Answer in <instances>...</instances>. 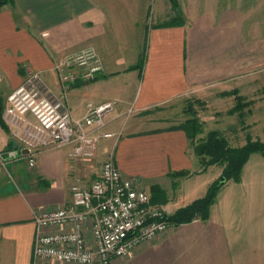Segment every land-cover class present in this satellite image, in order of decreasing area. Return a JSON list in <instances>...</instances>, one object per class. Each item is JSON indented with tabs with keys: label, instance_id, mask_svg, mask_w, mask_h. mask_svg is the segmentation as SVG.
Masks as SVG:
<instances>
[{
	"label": "crops",
	"instance_id": "obj_1",
	"mask_svg": "<svg viewBox=\"0 0 264 264\" xmlns=\"http://www.w3.org/2000/svg\"><path fill=\"white\" fill-rule=\"evenodd\" d=\"M176 1L180 18L173 23L170 0H10L0 7L3 106L30 72L60 94L56 64L85 48L101 70L69 86L72 117L114 102L97 132L112 136L99 139L91 159H72L64 146L42 151L30 166L0 125V264H33L34 212L66 204L70 187L89 185L110 153L138 188L149 196L153 186L162 191L159 204L168 214L201 197L179 204L197 191L191 188L165 202L178 189L172 173L188 170L192 160L185 132L164 113L194 95L210 99L225 80L264 78V30L256 16L264 0ZM164 9L166 22L157 23ZM241 175L219 190L208 219L171 225L114 264H264V156L251 154Z\"/></svg>",
	"mask_w": 264,
	"mask_h": 264
},
{
	"label": "built area",
	"instance_id": "obj_2",
	"mask_svg": "<svg viewBox=\"0 0 264 264\" xmlns=\"http://www.w3.org/2000/svg\"><path fill=\"white\" fill-rule=\"evenodd\" d=\"M55 70L62 88L49 90L38 72H30L6 97L1 118L11 139L32 166L44 150L69 146L72 159H91L100 138L97 133L113 101L88 105L81 118H73L66 103V91L79 81L92 80L101 70L90 48L65 56ZM166 208L152 203L149 194L125 177L113 154L100 163L96 177L87 186L73 184L66 204L34 212L32 223L33 264H114L144 243L166 232L171 224L162 219Z\"/></svg>",
	"mask_w": 264,
	"mask_h": 264
},
{
	"label": "rangeland",
	"instance_id": "obj_3",
	"mask_svg": "<svg viewBox=\"0 0 264 264\" xmlns=\"http://www.w3.org/2000/svg\"><path fill=\"white\" fill-rule=\"evenodd\" d=\"M164 1L167 3V0ZM256 1L260 3L262 0H254L253 3ZM165 12L164 9L162 16H159L160 18L156 20L157 23L160 21L166 22ZM256 16L259 18L258 20H262L258 24L262 23L260 27H263L264 30V5L256 11ZM176 17L177 13L173 10L172 15L167 20H170L169 23H173L178 21ZM261 72H264V70ZM222 88L223 90L220 91ZM217 89L219 92L211 96L210 99H202L194 95L186 98L181 103V107L179 106V109L172 107L168 112L164 113L171 116L168 123L179 127L186 119L195 117L202 122V132L196 135V139L205 137L209 131L216 130L225 138L227 144L233 148L241 147L246 142L264 143V78L254 80L252 77L243 76L235 80V83L230 80H225L224 83H219ZM188 103L195 110L194 115L183 110L184 106L188 105ZM237 105H239L238 109L233 110ZM192 152L191 148V151H188L192 160L191 167L186 170L184 175L177 178V193L174 196H169L168 200L166 198L165 202L175 201L177 197L181 196L184 192L190 191L191 188H197V191L190 193L185 199H180L179 204L189 201L192 197L198 195L197 193L199 192H202V197L206 193L209 185L216 184L218 189L212 202L213 204L217 199L219 190L227 182H234L232 179H225L223 184H219L220 177L223 176L224 162L202 165L200 158ZM254 154L261 155L259 152H254ZM205 160L207 161L208 158L206 157ZM178 208L180 207L171 206L169 208L171 212L168 209L169 214H172Z\"/></svg>",
	"mask_w": 264,
	"mask_h": 264
},
{
	"label": "trees",
	"instance_id": "obj_4",
	"mask_svg": "<svg viewBox=\"0 0 264 264\" xmlns=\"http://www.w3.org/2000/svg\"><path fill=\"white\" fill-rule=\"evenodd\" d=\"M10 0H0V7ZM171 7L177 13L176 19L180 18V12L178 9L177 1L170 0ZM238 106L233 110L238 109ZM3 102L0 98V125L6 128V125L2 121L1 114L3 111ZM185 112L194 115L195 110L188 103L183 109ZM180 129L185 132L186 138L191 146L194 154L200 158L202 165H210L214 163L224 162L222 175L225 179H232L234 182H239L241 178V170L243 165L247 161L250 154L259 152L264 156V143L260 142H246L245 145L237 148L230 147L227 141L216 130L209 131L205 137L196 139V135L202 132V122L195 117L186 119L181 125ZM208 158L206 161L205 158ZM186 173V170H180L173 172V176H181ZM216 184L209 185L206 193L189 204L178 208L172 214L165 215L162 219L168 221L171 225H179L182 223H188L193 220H206L209 217L210 206L216 196L217 188ZM162 191L153 186L152 196H150L152 203H159L161 201Z\"/></svg>",
	"mask_w": 264,
	"mask_h": 264
},
{
	"label": "water",
	"instance_id": "obj_5",
	"mask_svg": "<svg viewBox=\"0 0 264 264\" xmlns=\"http://www.w3.org/2000/svg\"><path fill=\"white\" fill-rule=\"evenodd\" d=\"M27 150H22L21 153H25ZM6 154H4V157H5ZM225 182V177L224 176H221L220 177V180H219V184H223Z\"/></svg>",
	"mask_w": 264,
	"mask_h": 264
}]
</instances>
